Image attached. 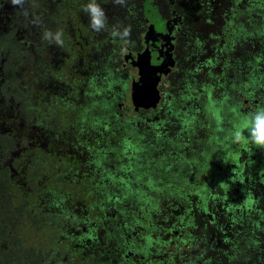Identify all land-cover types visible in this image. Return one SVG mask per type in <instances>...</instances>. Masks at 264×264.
Segmentation results:
<instances>
[{
  "label": "flooded vegetation",
  "instance_id": "obj_1",
  "mask_svg": "<svg viewBox=\"0 0 264 264\" xmlns=\"http://www.w3.org/2000/svg\"><path fill=\"white\" fill-rule=\"evenodd\" d=\"M90 2L92 0H25L23 8H20L13 6L11 0H0V41L7 48L10 47L11 55L15 53L22 60H27L29 45L33 47L36 42L43 41L48 68L51 69L47 76L41 77L38 74L34 83L33 96H43V101L47 102L49 108L50 114L45 118L37 115L34 110L27 112L25 103H20L19 98L11 94L18 90L25 91L26 84L24 81L20 82V79L26 76L29 82L31 80L29 75L19 73L22 66L17 57L13 56L15 66L18 65V71L13 72L14 76L13 73L6 76L5 65L2 63L0 170L8 169L11 179L17 184L23 179L29 184L32 182V173L31 179L17 180L21 173L29 170L27 162H31L32 157L37 153L47 159L52 154L65 155L63 150H59L61 146L57 147L56 143H62L63 137L67 135L68 125L74 127L79 124L75 115H72L73 111L69 114L63 113L64 115L54 112L66 107V104L71 105L72 110L73 106L81 105L82 112L88 115L85 125L99 129L102 123L97 125L92 121L100 113L95 101L101 106L104 99L109 100L113 97L111 95L118 92L121 94L120 103L111 104L110 108L115 109L117 106L124 123L138 126L139 132L145 138L151 137L156 143L160 139L157 133L164 132L165 127L169 126L166 120L171 113L168 111L172 96H178V90L185 89L184 84L206 83V89L217 88L222 84L223 87L218 92L227 90L225 95L228 96L227 102L231 109L224 114L220 125L229 132L210 131L218 137L217 142L208 144L207 148L210 146L208 151L211 153L213 147H218L214 152L219 162L217 167L222 170L220 165H223L227 175L224 184L215 183L214 189L220 196H214L213 201L210 200L209 213L206 215L211 220L214 215L221 219L229 217L228 222L235 224L234 220H238L239 216L245 217L247 212L254 213L253 218L257 222L255 234L264 237V230H260V227H264V149L257 148L248 140L234 145L231 137L233 129L240 126L248 114L264 106V83L261 82L264 75L258 76L263 77L261 83L257 81L258 78L256 80L255 75V71H260L258 68L255 70V63L257 67H263L264 72V44L255 42V1L251 0L248 4V0H126L125 5L121 6L114 3V0H95L104 9L107 17L108 30L101 32H95L90 27L89 15L84 10V6ZM218 4L228 5L229 8L234 6L246 12L241 13L235 9L231 11V15L234 13L237 18H230L228 22L232 20L234 23L227 25L220 15L223 12ZM244 5L248 6L244 8ZM246 14L253 17L252 25L248 24L247 29L253 35L247 36L246 40L239 36L233 37L231 42H224V31L231 37L230 32L239 30L238 21L243 20V17L249 18ZM41 15L45 17L42 22L39 21ZM113 27L120 31L130 27V37L123 40L113 37L110 34ZM152 28L156 33L150 35ZM169 30L171 37L167 40L164 35ZM45 31H60L63 45L42 39ZM211 34H220L223 37L219 40L213 39ZM148 52L152 66H160L167 59V52H170L175 65L159 80L158 89L162 95L160 104L155 109L141 108L135 111L126 105V96L138 85L141 71L137 64ZM57 60L59 63L54 65ZM28 67L29 65L25 66L23 71L28 73ZM35 73L36 69L33 75ZM56 73L66 77L67 82L61 83L55 77ZM186 78L188 81L185 82ZM201 88V93L206 92L203 90L204 86ZM206 116L205 121L208 123L211 118L208 114ZM92 133L91 129L90 134ZM246 133L245 131L244 135ZM206 138L207 142L209 137ZM241 167L242 170H238ZM1 178L0 174V182ZM5 188V184L0 185V191ZM30 190L31 187L27 188L28 192ZM21 195L24 198L16 200V204L13 200L5 199L13 206L10 211L6 210L3 217L4 222L16 225L13 229L17 228V231L13 233L22 239L19 244L21 251L16 249L13 253L14 257H19L18 264H77V260L79 264H147L159 259L165 260L162 253L168 257L165 251L173 250L159 252L153 248L155 254H150L146 252L144 241L140 239L135 243L139 239L136 232H132L131 236L127 234V240L120 235L110 236L114 232L115 215L124 217L115 212L112 215L113 224L106 222L108 218L102 220L110 234L103 228L104 235L99 237V242L95 239L85 240L81 235L76 240L75 236L73 244H69L72 252L63 253L60 248L66 241V234H63L59 235L60 239L56 243L58 246L54 247L59 250L57 252L47 241L49 235L45 231L48 228H44V221H37L40 218L39 213L47 209L45 202L38 204L29 194ZM202 213L201 209L193 211L196 216ZM61 224L56 223V226L61 227ZM225 229L232 228L226 226ZM140 230L145 231L144 228ZM167 231L168 229L161 228V234L166 233L171 237L179 235V230H173L174 234ZM77 233L80 234L79 231L75 232ZM224 236L227 237V234ZM132 237L135 239L130 241ZM170 242L169 246L175 243L174 240ZM69 256L74 258L73 262H69Z\"/></svg>",
  "mask_w": 264,
  "mask_h": 264
},
{
  "label": "trees",
  "instance_id": "obj_2",
  "mask_svg": "<svg viewBox=\"0 0 264 264\" xmlns=\"http://www.w3.org/2000/svg\"><path fill=\"white\" fill-rule=\"evenodd\" d=\"M250 1L247 3L250 4ZM254 1L255 42L264 44V0ZM247 6L244 5V8ZM218 7L223 12L220 15L227 25L234 23L232 20L228 22L230 18H237L234 13L231 15V11L235 9L241 13L246 12L234 6L229 8L228 5L218 4ZM246 15L249 18L243 17V20L238 21L239 30L230 32L231 37L224 31V42H231L233 37L239 36L246 40L247 36L253 35L247 30L248 24L252 25L253 17ZM44 18L42 16L39 21L42 22ZM222 35L211 34L210 37L219 40ZM27 48V60H22L15 53L11 55L10 47L4 46L1 40L0 71L3 64L6 76L18 71L13 57L16 56L22 66L19 73L29 75L32 84L25 76L20 79V82L24 81L26 84L25 91L18 90L11 94L18 97L20 103H25L27 112L34 110L37 115L47 118L50 113L47 102L43 101L44 97L33 96L36 76L39 74L44 77L51 72L45 55L46 46L40 41ZM58 63L57 60L54 65ZM27 65L28 73L23 71ZM256 68L260 69L255 71L257 80L264 72L263 67H257V63L255 70ZM35 69L36 73L33 75ZM55 77L61 83L68 80L58 73ZM262 78L257 81L260 82ZM261 82L264 83V79ZM184 86V90H178V96H172L168 111L171 113L166 120L169 126L165 127L164 132L157 133L160 139L156 143L151 137L145 138L138 126L124 123L117 106L115 109L110 108L111 104L120 103L121 94L118 92L111 95V99H104L101 106L95 101L100 113L92 121L97 125L102 123L99 129L85 125L88 115L82 112L81 105L73 106L72 110V106L66 104V107L54 111L57 115L73 111L72 115L79 122L74 127L68 125L67 135L63 137L62 143H56L57 147L61 146L59 150H63L65 155L52 154L47 159L37 153L32 157L31 162H27L29 170L25 173L20 171L21 175L17 180L31 179L32 173V182L29 184L25 179L17 184L11 179L8 169L0 170V185L6 186L0 191V264L19 263V257H14L13 253L16 249L21 251V236L13 233L17 231V228L13 229L16 225L4 222L3 217L6 210L10 211L13 206L7 200H13L16 204V200L24 198L21 194H29L38 204L45 202L47 209L39 213L37 221H44V228H48L45 233L49 235L47 241L52 248L58 246L56 243L60 239L59 235L66 234V241L60 246L63 253L72 252L69 244H73L75 236L76 240L81 235L85 240L95 239L99 242V237L104 235L103 228L106 229L102 220L108 218L106 222L113 224L112 215L119 212L118 215L124 217L115 215L114 232L110 236L120 235L127 240V234L131 236L132 232H136L139 239L135 243L140 239L144 241L146 252L150 254H155L153 248L159 252L173 249L165 251L168 257L162 253L165 260L159 259L147 264H264V237L255 234L257 222L253 218L254 213L247 212L245 217L239 216L238 220H234L235 224L228 222L229 217L221 219L214 215L211 220L206 215L209 213L210 200L214 199L212 184L227 175L223 165H220L222 170L217 167L219 162L214 152L218 147H213L211 153L208 151L210 146L207 148L208 144L217 142L218 137L210 131L229 132L220 125L224 114L231 109L227 102L228 96L225 95L227 90L218 92L223 87L222 84L209 89L205 88L206 83L199 85L188 82ZM202 86L206 92H200ZM77 113L81 114L76 115ZM206 114L211 118L208 123L205 121ZM57 132H60V128ZM93 135L96 138L90 140ZM206 136L209 137L207 142ZM161 150L163 154L159 157L160 161H154L157 158L154 153ZM29 187L31 190L28 192ZM215 191V196H220ZM196 209L203 210L202 215H194L193 211ZM59 222L62 223L61 227L56 226ZM226 226L232 229L227 230ZM259 227L260 225L257 226ZM141 228L145 231H139ZM161 228L168 229L171 234H174L173 230H179V235L171 237L166 233L161 234ZM260 230H264V227H260ZM77 231L80 234H75ZM106 231L110 234L108 229ZM226 234L227 237L224 236ZM134 239L132 237L129 240ZM172 240L175 243L169 246ZM225 241L228 243H224ZM73 259L69 256V262H73Z\"/></svg>",
  "mask_w": 264,
  "mask_h": 264
},
{
  "label": "clouds",
  "instance_id": "obj_3",
  "mask_svg": "<svg viewBox=\"0 0 264 264\" xmlns=\"http://www.w3.org/2000/svg\"><path fill=\"white\" fill-rule=\"evenodd\" d=\"M11 3L13 6L23 8L25 0H11ZM114 3L124 6L126 0H114ZM84 10L88 13L90 27L95 32L108 30L106 13L104 9L95 2V0H92V2L84 6ZM130 33V27H125L123 31H120L117 27H113L110 34L113 37H119L123 40L130 37ZM42 39L47 40L49 43L54 42L63 45L62 33L60 31L55 33L45 31ZM245 131L247 132V136L244 135ZM231 137L233 143H240L243 140H248L257 148L264 149V106L258 107L254 112L248 114V116H246L241 122V125L233 129Z\"/></svg>",
  "mask_w": 264,
  "mask_h": 264
},
{
  "label": "water",
  "instance_id": "obj_4",
  "mask_svg": "<svg viewBox=\"0 0 264 264\" xmlns=\"http://www.w3.org/2000/svg\"><path fill=\"white\" fill-rule=\"evenodd\" d=\"M156 33L155 29L152 28L150 35ZM171 30L168 31L164 38L167 40L170 39ZM170 42H167V44ZM167 44H165L167 46ZM170 52H167V59L165 58L163 63L158 66L151 65V56L150 52L145 55V58L140 59L138 62V67L140 69V80L136 87H133L132 90L126 96V105L131 107L133 110L137 111L138 109H155L162 100V95L159 92L158 85L159 80L162 75L169 73L174 65L175 61L172 60Z\"/></svg>",
  "mask_w": 264,
  "mask_h": 264
},
{
  "label": "rangeland",
  "instance_id": "obj_5",
  "mask_svg": "<svg viewBox=\"0 0 264 264\" xmlns=\"http://www.w3.org/2000/svg\"><path fill=\"white\" fill-rule=\"evenodd\" d=\"M175 88H176V86L173 87V90H175ZM95 138H96V137L93 135V136L90 138V140L95 139ZM154 150H155V149H154ZM160 154H161V155H160ZM162 154H163V150L155 152V153H154V156L157 157V158H156V160H154V161H156V162L160 161L159 159L162 157ZM159 157H160V158H159ZM243 163H244V161L242 162V165H243ZM238 170L241 171V170H242V167H241L240 169H238ZM211 171H212V168H211ZM215 172H216V171H215ZM217 172H218V171H217ZM217 172H216V173H217ZM218 180H219V181H217V183L224 184V183H222V182H224V178H223V177H222V178L220 177V179H218ZM215 182H216V181H214V183L212 184V187H211V188H212L211 190H212L214 196L216 195V193H215V192H216V191H215L216 189H214V187L216 186V185H215ZM253 204H254V203H253ZM253 204H252V205H253ZM254 205H255V204H254ZM187 250H188V248H187ZM189 251H190V250H189ZM77 264H79V260H77Z\"/></svg>",
  "mask_w": 264,
  "mask_h": 264
}]
</instances>
